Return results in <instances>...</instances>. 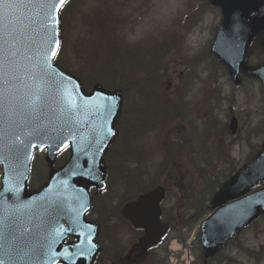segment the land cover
Instances as JSON below:
<instances>
[{
    "label": "water",
    "instance_id": "1",
    "mask_svg": "<svg viewBox=\"0 0 264 264\" xmlns=\"http://www.w3.org/2000/svg\"><path fill=\"white\" fill-rule=\"evenodd\" d=\"M53 4L57 0H52ZM222 10L212 53L237 82L249 41L264 29V0H211ZM58 8L49 10L39 0H4L0 3V262L2 264H79L69 245L68 234L77 238L75 251L86 245L89 206L87 187L104 186L102 152L114 133L121 93H105L100 85L83 93L79 82L61 72L52 61L59 45ZM256 12L251 17L250 13ZM262 78L264 65L245 68ZM264 85V82H263ZM264 91V87H263ZM69 146V161L51 170L47 184L27 194L30 158L34 147L47 150L49 164ZM264 181V148L253 163L225 183L212 199L220 206L201 223L200 241L208 255L232 239L236 231L264 213V189L249 193ZM164 189H155L124 205L123 215L145 229L140 249L148 248L164 231L159 202ZM227 201H231L226 203ZM223 203H226L222 205ZM65 220L69 230L62 224ZM97 225L89 230L94 236ZM97 244L88 256L90 264ZM81 252H84L82 250ZM94 252V253H93Z\"/></svg>",
    "mask_w": 264,
    "mask_h": 264
},
{
    "label": "rangeland",
    "instance_id": "2",
    "mask_svg": "<svg viewBox=\"0 0 264 264\" xmlns=\"http://www.w3.org/2000/svg\"><path fill=\"white\" fill-rule=\"evenodd\" d=\"M192 3L193 6L200 4L197 9L198 14L196 15V11L192 10V15H189L187 20H182L186 26L187 22L193 20L191 26L177 31V28L181 27L182 16L188 13ZM68 6L66 15L61 18L63 46L57 61L65 70L75 74L79 79L81 78L84 83L95 81L86 85L85 88L90 90L95 83H101V80L105 81L104 86L107 88L111 86L107 85V81L110 84H115V89L123 87L121 88L124 92L122 109L124 107L131 111L134 106L133 101L137 102V107H145L144 113L139 117L140 121L145 122L160 112V104L158 101H151L144 96L139 99L133 98L134 93L127 91V87H131L127 83V77L120 78L116 74L125 75L123 71L129 68L141 67L150 72L155 68L154 73L149 74H145L146 71L140 69L137 73L140 78L134 88L137 92L139 85L146 83L147 90L151 94H160L159 100L163 104L162 118L159 115V120H150L147 133L143 127L139 131V133L145 134V138H139L138 145L146 143L149 147L155 146L156 148L152 156H142L140 153L137 157L143 164L146 162L151 165V174L147 178H157L156 170L161 167L155 166V164L163 162V154L166 150H158V145L159 142L162 144V141L163 144L165 143L164 129L171 124L175 125L173 115L178 111L186 121L184 132L191 134L192 130L193 132L195 130L196 144L187 151L188 154H184V150L167 149L170 154L179 155L180 169H170L172 166L169 161L170 167L163 176L169 170L174 184L185 185L188 189L191 188L189 181L192 178L194 182L192 189L195 193H200L207 187V180L220 179L222 171L228 173L241 167L246 161L252 159L264 144V96L260 83L241 74L242 83L239 87H235L229 80L230 77L226 74L222 77V70L218 66L212 65L203 52L198 53V56L192 61L185 57L203 50L205 43L210 45L215 28L220 22V11L216 8L213 10L209 0H71ZM97 14L111 15L119 19L116 23L119 42L116 43L110 35H107L106 38L102 35L103 41L96 44L97 50L93 57L89 54L88 49L95 51L93 48L97 38L95 33L93 34V30L97 23ZM108 18L105 17L103 20V26L109 24L110 19ZM115 21L116 19H114V23ZM108 33L110 34L109 30ZM158 33L159 36L155 37ZM177 33L179 34L178 39ZM144 38L146 39L139 44H130L142 41ZM120 42L125 45H121ZM174 42L175 46L172 50L177 47L176 50L182 56L177 55L174 51L171 52L170 49L161 54L165 47L171 48ZM248 53L247 63L259 64L264 61V34L257 36ZM92 59L95 64L88 68L93 62ZM188 67L192 69L186 73ZM198 68L203 69L202 79L209 73H216L220 78L219 88L214 94L215 96L219 95L218 98H222V100L217 99L210 107H203L194 112L188 111L185 107L189 106L188 97L194 96V92L204 86L202 79L197 77L196 70ZM187 81L189 82L187 83ZM168 112L169 116H167ZM231 113L238 119V132L234 135L229 134L226 128ZM129 116L131 117V114ZM134 116L133 114V120ZM165 124L164 129H161ZM120 126L121 123L119 129ZM208 126L210 130L206 129L205 134L210 132L206 136L204 128ZM121 135L120 142L116 144L115 148L118 153L130 148V142L128 140L124 142L128 136L127 133L123 131ZM145 145L141 149L142 153L146 151L147 145ZM222 152L229 154L228 157H224ZM43 158L44 154H38L34 159L29 181L33 188L45 183L48 168ZM107 158H110L109 162H111V167L107 166L108 186L106 192L93 195V207L90 214V218L96 220L102 227V236H99L98 240L101 244L103 242V245H106L104 249H107L106 247L111 244V240L106 234L105 224L110 225L112 220H116V212L119 213L120 205L123 204L121 200L127 196V192L110 175L112 169L118 173L122 168H126L125 163L124 167L121 163H116V160L121 161L116 159L115 155H113L115 160H112L110 156ZM147 160H151V162H147ZM60 161L58 159L55 167L61 164ZM183 167L188 172L185 173ZM173 196L174 193L170 190V197L165 208L171 206ZM103 198L106 199V203L101 202ZM185 201L186 198H183L179 203L183 204ZM105 206L107 214L103 217L104 214L100 212ZM119 232L123 235L122 240L128 239L129 233L126 230L121 229ZM195 233H191L183 246L188 252H192L193 258L195 254L198 255L195 258V263L199 264L201 251L198 242L193 238ZM117 237L119 236L117 235ZM177 237L176 233L172 236V238ZM192 238L193 240H191ZM223 251V256L228 255L231 258V261L225 260L231 262L228 264H264V216L256 220L255 224L245 227L237 237L235 244L228 245ZM107 254L109 252H103L104 258ZM181 255L182 253H180V257ZM97 264H110V262L102 263L100 260Z\"/></svg>",
    "mask_w": 264,
    "mask_h": 264
},
{
    "label": "trees",
    "instance_id": "3",
    "mask_svg": "<svg viewBox=\"0 0 264 264\" xmlns=\"http://www.w3.org/2000/svg\"><path fill=\"white\" fill-rule=\"evenodd\" d=\"M97 30H98V32L101 34V33H104V31H105V28H97ZM96 52V51H95ZM93 54V56H94V54L95 53H92ZM97 55V54H96ZM61 67V66H60ZM124 74H125V76L126 77H128L129 78V76H132L130 73L128 74L127 72H124ZM139 74H137V73H135V77L136 76H138ZM134 76V75H133ZM132 82H133V80L132 79H129V81H128V85L130 86V85H132ZM123 88V87H122ZM130 87H127V91L129 92L130 90ZM143 91L141 92V94H140V97L142 96V95H146V90L145 89H142ZM143 108L142 109H138V111L141 113V115L144 113L143 112ZM137 111V112H138ZM194 164H195V161H194ZM166 165L167 164H162L161 166H163V167H166ZM160 168V169H157V178L155 179V178H153V179H151V180H149V181H147L146 182V184H145V186L143 187V188H141V189H145V188H150V187H152V186H154V185H156L157 183H162V176L164 175V173L166 172V170L169 168V167H167L166 169L165 168ZM221 174H223V176H225V177H223V179L224 180H226L230 175H229V173H227L226 171H223V172H221ZM229 175V176H228ZM210 182V181H209ZM165 184H169V181H165ZM214 184H215V181H211L210 182V184H207L206 186H207V191L206 192H209V190H210V188H211V190L214 188ZM197 195H200V193H197ZM195 197V196H194ZM192 198V197H191ZM208 199H209V196L207 197V195H202V197L199 199L200 201L199 202H201L200 203V208L201 207H203V208H208V203H207V201H208ZM206 208V209H207ZM198 211L199 210V208L198 209H192V208H190V209H188V212H187V214H184V213H182V214H180V216H179V220L181 221V223H184V225H186L187 223H189L190 221L192 222V223H194L195 221H197V220H199L197 217H194L195 216V214H194V212L195 211ZM205 210H203L202 212L203 213H201V215H199V217H201V216H203V214H205L206 212H204ZM206 211H208V210H206ZM194 217V218H193Z\"/></svg>",
    "mask_w": 264,
    "mask_h": 264
},
{
    "label": "flooded vegetation",
    "instance_id": "4",
    "mask_svg": "<svg viewBox=\"0 0 264 264\" xmlns=\"http://www.w3.org/2000/svg\"><path fill=\"white\" fill-rule=\"evenodd\" d=\"M132 245V244H131ZM121 247L124 248L123 251H120L119 249H116V252L114 254L115 261L113 264H142L144 261H148V258L150 257V254L142 253L140 251H132L131 249H127L126 245H121ZM126 251V252H125Z\"/></svg>",
    "mask_w": 264,
    "mask_h": 264
},
{
    "label": "snow or ice",
    "instance_id": "5",
    "mask_svg": "<svg viewBox=\"0 0 264 264\" xmlns=\"http://www.w3.org/2000/svg\"><path fill=\"white\" fill-rule=\"evenodd\" d=\"M3 2L4 0H0V3H3ZM39 2L51 11L55 8H58L59 6H62L65 3V0H57L56 4H53L52 0H39ZM0 264H2V262H0Z\"/></svg>",
    "mask_w": 264,
    "mask_h": 264
},
{
    "label": "bare ground",
    "instance_id": "6",
    "mask_svg": "<svg viewBox=\"0 0 264 264\" xmlns=\"http://www.w3.org/2000/svg\"><path fill=\"white\" fill-rule=\"evenodd\" d=\"M144 111V110H143Z\"/></svg>",
    "mask_w": 264,
    "mask_h": 264
}]
</instances>
